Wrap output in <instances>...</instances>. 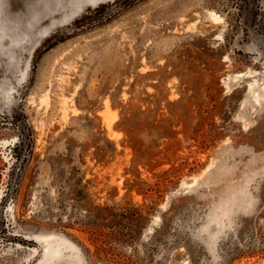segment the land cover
Wrapping results in <instances>:
<instances>
[{"label":"rangeland","instance_id":"1","mask_svg":"<svg viewBox=\"0 0 264 264\" xmlns=\"http://www.w3.org/2000/svg\"><path fill=\"white\" fill-rule=\"evenodd\" d=\"M0 264H264V0H0Z\"/></svg>","mask_w":264,"mask_h":264},{"label":"bare ground","instance_id":"2","mask_svg":"<svg viewBox=\"0 0 264 264\" xmlns=\"http://www.w3.org/2000/svg\"><path fill=\"white\" fill-rule=\"evenodd\" d=\"M211 16L214 18V19H216V20H219V19H221V16H219L217 13H215V12H212L211 13ZM105 115L104 117H108V118H111V117H109L107 114H105V113H101V115ZM108 114H110V113H108ZM111 116V115H110ZM113 117H115V116H113ZM112 117V119H113V121L115 120L114 118ZM112 119H107L108 120V123H109V127H111L112 125ZM106 120V119H105ZM111 129V128H110ZM113 130H111V135H114V134H112L113 132H112ZM110 135V136H111ZM159 218V217H158Z\"/></svg>","mask_w":264,"mask_h":264}]
</instances>
